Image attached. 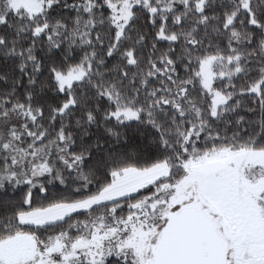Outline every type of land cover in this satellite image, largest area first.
I'll return each mask as SVG.
<instances>
[{"label": "snow or ice", "instance_id": "snow-or-ice-1", "mask_svg": "<svg viewBox=\"0 0 264 264\" xmlns=\"http://www.w3.org/2000/svg\"><path fill=\"white\" fill-rule=\"evenodd\" d=\"M0 264H264V0H0Z\"/></svg>", "mask_w": 264, "mask_h": 264}]
</instances>
